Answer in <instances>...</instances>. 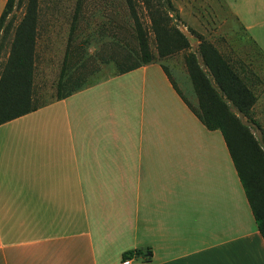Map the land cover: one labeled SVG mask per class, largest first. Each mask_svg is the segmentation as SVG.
Masks as SVG:
<instances>
[{"label": "crops", "instance_id": "0c3cea01", "mask_svg": "<svg viewBox=\"0 0 264 264\" xmlns=\"http://www.w3.org/2000/svg\"><path fill=\"white\" fill-rule=\"evenodd\" d=\"M126 260L264 264L221 133L158 63L0 125V264Z\"/></svg>", "mask_w": 264, "mask_h": 264}, {"label": "trees", "instance_id": "16d2710c", "mask_svg": "<svg viewBox=\"0 0 264 264\" xmlns=\"http://www.w3.org/2000/svg\"><path fill=\"white\" fill-rule=\"evenodd\" d=\"M22 2L6 0L0 17V39L13 33L0 75V125L47 105L38 106L33 99L37 0H28L25 13L17 25L9 18ZM124 4L133 22L132 31L138 53L122 60L92 56L80 62L78 58H66L62 66L64 80L59 82V87L65 93L59 94L55 101L90 86L88 78L99 72V65L103 62H112L118 70L116 75L154 63L156 58L149 45L150 33L158 58L166 59L186 52L184 66L197 99V107L189 104L169 77L167 68L163 65L162 68L178 95L206 129L221 133L264 242V132L254 118L253 109L258 98L251 88L257 82V76L241 61L224 57L214 45L192 31L199 42L196 50H193L187 36L179 28V13L171 0H141L149 26L142 23L135 0H124ZM252 129L261 132L260 141L255 138Z\"/></svg>", "mask_w": 264, "mask_h": 264}, {"label": "rangeland", "instance_id": "374dc122", "mask_svg": "<svg viewBox=\"0 0 264 264\" xmlns=\"http://www.w3.org/2000/svg\"><path fill=\"white\" fill-rule=\"evenodd\" d=\"M135 1L142 23L149 26L141 0ZM171 1L179 13V28L187 36L193 50L199 44L196 39L198 35L214 45L224 57L235 62L241 61L257 76V82L251 85L258 98L253 111L255 120L264 132V52L260 47L264 46V0H248L249 5H245L244 0ZM27 2L23 0L20 7L9 16L14 25L22 19ZM247 21L255 24L254 33L260 46L247 30ZM132 25L124 0H37L33 73V99L36 105L52 103L59 94L65 93L59 87V82L64 80L62 66L66 58H78L80 62L92 56L122 60L138 53ZM12 35L10 33L0 39V75L8 57ZM149 45L156 58L154 63L173 67L175 73L172 72L187 85L189 100H196L184 66L186 52L166 59L158 58L151 33ZM117 73L112 62H103L99 65V72L88 78L89 85ZM252 133L258 141L261 140L260 131L252 129Z\"/></svg>", "mask_w": 264, "mask_h": 264}, {"label": "built area", "instance_id": "2783aa9c", "mask_svg": "<svg viewBox=\"0 0 264 264\" xmlns=\"http://www.w3.org/2000/svg\"><path fill=\"white\" fill-rule=\"evenodd\" d=\"M123 264H129V261H128V260H126V261H124V262H123Z\"/></svg>", "mask_w": 264, "mask_h": 264}]
</instances>
